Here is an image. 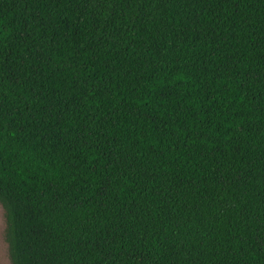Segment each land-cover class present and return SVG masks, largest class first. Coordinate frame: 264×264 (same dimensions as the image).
<instances>
[{
    "label": "trees",
    "instance_id": "16d2710c",
    "mask_svg": "<svg viewBox=\"0 0 264 264\" xmlns=\"http://www.w3.org/2000/svg\"><path fill=\"white\" fill-rule=\"evenodd\" d=\"M11 264H264V0H0Z\"/></svg>",
    "mask_w": 264,
    "mask_h": 264
},
{
    "label": "rangeland",
    "instance_id": "374dc122",
    "mask_svg": "<svg viewBox=\"0 0 264 264\" xmlns=\"http://www.w3.org/2000/svg\"><path fill=\"white\" fill-rule=\"evenodd\" d=\"M6 216L3 205L0 203V264H11L8 243L5 240Z\"/></svg>",
    "mask_w": 264,
    "mask_h": 264
}]
</instances>
